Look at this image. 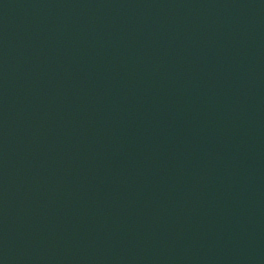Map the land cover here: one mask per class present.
I'll list each match as a JSON object with an SVG mask.
<instances>
[{"label":"water","instance_id":"water-1","mask_svg":"<svg viewBox=\"0 0 264 264\" xmlns=\"http://www.w3.org/2000/svg\"><path fill=\"white\" fill-rule=\"evenodd\" d=\"M0 264H264V166L0 151Z\"/></svg>","mask_w":264,"mask_h":264}]
</instances>
